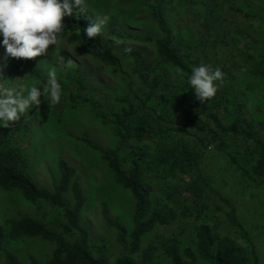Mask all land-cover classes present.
Listing matches in <instances>:
<instances>
[{
    "label": "trees",
    "instance_id": "trees-1",
    "mask_svg": "<svg viewBox=\"0 0 264 264\" xmlns=\"http://www.w3.org/2000/svg\"><path fill=\"white\" fill-rule=\"evenodd\" d=\"M237 11L247 18H256L251 15V8ZM153 14L161 37L154 40L130 34L129 38L155 42L154 57L140 50L120 57L102 32L88 40L85 28L97 20L88 6L85 11L74 6L73 14L63 20L61 44L78 47L85 56L114 69L128 84V93L116 98L120 109L112 113L115 146L99 150L88 133L67 134L85 148L98 152L114 182L132 198L131 229L112 215L108 201L101 202L102 219L116 233L120 256L113 263L105 247L90 242V232L82 221L87 196L81 169L60 159L59 181L52 187L41 186L23 149L4 137L0 138V190L50 211L41 217L17 209L11 211L7 220L10 229L0 225V264L260 263L257 248L250 243L251 235L245 228L252 227L240 221V210L232 206V197L228 200L217 187L204 161L209 151H217L226 161L224 170H230L229 178L237 180L242 190L250 191L248 200L238 199L241 211L249 214L244 202L264 201V47L250 52L243 66L234 62L229 68L223 65V81L217 82L220 86L216 96L202 103L188 82L192 59L180 54L160 0L155 1ZM261 22L264 39V21ZM57 48L50 46L49 51ZM60 54L67 59L63 51ZM168 68L173 71L171 77ZM234 93L245 100L246 106L231 102ZM92 104L96 109L97 105ZM154 181L170 191L184 193L195 208L210 205L205 202L209 197L213 196L214 201L209 209L196 215L195 223L175 225L176 212L168 198L158 192ZM219 200L230 208L224 215L226 221L223 217L207 220V214L223 211ZM263 206L256 209L261 214ZM182 209L184 213L188 211L185 206ZM223 225H227L229 234ZM160 227H164L166 239L154 241ZM234 235L243 238L245 245ZM23 238L40 239L55 248L45 262H40L31 254L23 256L7 246Z\"/></svg>",
    "mask_w": 264,
    "mask_h": 264
},
{
    "label": "rangeland",
    "instance_id": "rangeland-1",
    "mask_svg": "<svg viewBox=\"0 0 264 264\" xmlns=\"http://www.w3.org/2000/svg\"><path fill=\"white\" fill-rule=\"evenodd\" d=\"M155 1L86 0V4L96 14L97 20L106 19L107 23L101 32L118 56L124 58L125 53L140 50L154 57L155 42L143 43L132 40L129 36L130 34L149 36L154 40L161 37L154 22ZM160 2L168 24L174 30L180 54L189 55L193 66L204 64L217 66L223 70L225 69L223 65L229 68L234 62L240 67L250 52H256L257 48L264 47L262 30L260 31L263 25L261 21H264V0H229L226 3H223V0H160ZM239 8L244 12L251 8L250 13L256 18H247L245 13L239 14L237 11ZM60 51L67 55V59ZM5 53V47L0 44V85L4 87L24 85L25 89L35 85L43 89L47 86V71L55 67L57 78L62 84V100L59 104H50L42 96V103L38 108L29 109L26 115H22L11 127H0V138H10L13 144L23 149L35 180L41 186L52 187L59 181L60 159H67L81 169L83 175L81 182L87 196L82 221L90 232L91 244L105 247L114 263L120 256L119 245L116 233L109 229L102 219L101 202L108 201L112 215L131 229L132 198L128 191L114 182L111 171L98 152L85 148L67 134L88 133L99 150L115 146L112 113L121 107L116 98L128 93L126 80L114 69L85 56L78 47L66 43L60 44L55 51H48L46 55L33 59L5 60ZM69 59L73 64L71 68L65 69L64 65ZM168 71L171 77L173 71L170 68ZM231 102L246 106L245 100L236 93L231 96ZM92 103L97 105L96 109ZM204 162L210 176L217 181V187L225 192L223 193L228 200L231 196L234 201L232 206L236 205L240 210L238 211L240 221L244 226L247 224L252 227L245 228L250 232V243L257 248L259 264H264V213L256 210L264 205V201L244 202L243 206L249 210V214L241 211L238 199L248 200L250 191L242 190L237 180L229 178L230 170L229 172L224 170L226 161L217 151H209ZM154 184L158 186V192L167 197L173 206L176 212L175 225L195 223L196 215L209 209L214 201L213 196L209 197L205 202L209 201L210 205L203 204L195 208L184 193L178 190L170 191L166 185H158L159 181H154ZM217 187L216 190L219 191ZM219 204L223 211L216 212V205L212 206L216 213L205 214L207 220L223 217L226 221L224 215L230 212V208L220 200ZM182 206L188 211L184 213ZM16 209L33 215L39 214V217L50 211L41 204L38 207L32 206L21 196L0 190V225L6 230L10 229L7 224L9 215ZM261 211L264 212V206ZM226 226L223 225L225 229ZM163 229L164 227L157 229L154 241L166 239ZM226 234H229V229H226ZM234 237L242 246L245 245L243 238L237 235ZM7 246L16 249L23 256L31 254L40 262H45L55 248L43 240L29 238L12 241Z\"/></svg>",
    "mask_w": 264,
    "mask_h": 264
},
{
    "label": "clouds",
    "instance_id": "clouds-1",
    "mask_svg": "<svg viewBox=\"0 0 264 264\" xmlns=\"http://www.w3.org/2000/svg\"><path fill=\"white\" fill-rule=\"evenodd\" d=\"M85 11L86 0H0V44L5 47L4 59H33L46 55L50 46H59L63 40L65 16L73 14V7ZM106 19L94 20L85 28L88 40L99 35L106 25ZM69 59L64 68H71ZM55 67L47 71L46 87L35 85L25 89L0 85V127H11L14 122L26 115L29 109L38 108L45 97L50 104L62 100V84L57 78ZM224 73L219 67L214 70L209 65L193 66L189 84L196 98L205 103L215 97Z\"/></svg>",
    "mask_w": 264,
    "mask_h": 264
}]
</instances>
